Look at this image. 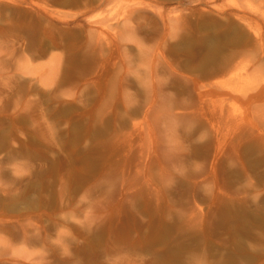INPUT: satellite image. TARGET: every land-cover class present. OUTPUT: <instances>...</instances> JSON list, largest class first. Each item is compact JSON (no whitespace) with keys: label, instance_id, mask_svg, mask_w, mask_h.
<instances>
[{"label":"rangeland","instance_id":"rangeland-1","mask_svg":"<svg viewBox=\"0 0 264 264\" xmlns=\"http://www.w3.org/2000/svg\"><path fill=\"white\" fill-rule=\"evenodd\" d=\"M0 264H264V0H0Z\"/></svg>","mask_w":264,"mask_h":264}]
</instances>
